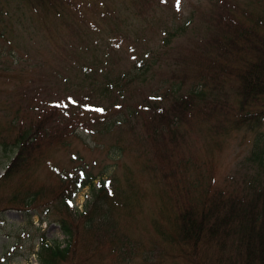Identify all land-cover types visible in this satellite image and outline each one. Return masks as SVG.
<instances>
[{
    "label": "rangeland",
    "instance_id": "obj_1",
    "mask_svg": "<svg viewBox=\"0 0 264 264\" xmlns=\"http://www.w3.org/2000/svg\"><path fill=\"white\" fill-rule=\"evenodd\" d=\"M222 1L65 0L47 12L25 0H0V264H39L42 234L51 245H71L60 264H191L155 226L173 236L182 210L208 193L264 182L255 157L264 147V123L254 131L229 127L231 119L218 124L210 98L205 116L197 117L203 107L196 103L189 125L163 141L149 133L152 100L169 109L174 97L210 90L202 68L215 52L210 15ZM226 1L257 16L264 0ZM227 96L223 104L232 110ZM44 117L45 143L6 181L19 132ZM81 171L94 187L108 181L112 193L94 232L83 233L94 202L90 185L75 190L65 212L57 210L59 199L48 215L44 206L30 217L22 210L25 190L39 192L37 204L51 202L61 177ZM85 209L87 216L79 215ZM61 220L72 225V239H63ZM98 240L107 244L94 249ZM186 251L197 253L192 245Z\"/></svg>",
    "mask_w": 264,
    "mask_h": 264
},
{
    "label": "trees",
    "instance_id": "obj_2",
    "mask_svg": "<svg viewBox=\"0 0 264 264\" xmlns=\"http://www.w3.org/2000/svg\"><path fill=\"white\" fill-rule=\"evenodd\" d=\"M25 1L52 9L62 0ZM259 4L263 6L257 16L248 14L239 5L226 0L217 4L210 15L212 26L217 32L209 37V44L211 48H215V52L202 68L203 73L208 74L211 88L206 92V86H203L201 91L191 92L186 103L171 106L169 109L152 104L151 118L155 126V129L149 130L152 137L163 141L165 136L177 130L178 125H189L196 102L206 103L207 98L217 102L211 117L216 119L218 124H221V119H231L229 127L231 125L235 128L245 127L250 131L260 128L264 123V1H260ZM223 94L226 96L223 97ZM228 94L232 95L235 101L236 106L234 105L232 110L223 104ZM220 96L221 99H216ZM174 101L176 104L182 102V100L177 102V99ZM204 105L202 109L196 107L197 117L207 114L206 104ZM256 107L263 110L259 118ZM48 119L44 117L19 132L16 138L18 151L8 164L6 181L17 173L19 164L24 163L26 159L29 161V157L31 162L33 161L32 153L38 149V143H45L48 135L46 132L48 129H45ZM163 130L167 131L165 135L159 132ZM259 132L257 131L256 136ZM255 157L257 165L263 167L264 147L255 154ZM61 178L63 186L57 196L51 197V202L37 204L39 192L25 190L22 196L25 200L22 201L21 207L28 217L34 214L33 210L36 207L41 206L48 209L45 210L48 215L53 202H57V199L60 200V206L57 203V210L65 212L68 208L67 202L76 190L77 182L80 181L81 186L89 183L64 175ZM97 189L94 192L90 215L83 224V233L94 232V221L104 222L108 215L103 205L111 201L110 196L105 186ZM208 194L211 198H205L206 201H202L198 206L191 205L182 210L171 229L174 232L173 236L164 238L163 232L155 226L157 234L168 244L180 249L184 258L191 264H264V182L251 181L248 188H244L242 192L227 193L218 190ZM85 211L86 209L79 215L87 216ZM59 223L63 235L69 240L72 239L74 237L72 225L65 220ZM40 240L36 252L39 264H60L68 259L71 253L70 244L60 249L57 244L46 243L43 234ZM105 244L106 241L98 240L94 243V249H99ZM91 245L92 243H88L86 247L90 248ZM191 245L196 247L195 256L187 254L186 249ZM199 248L203 254L198 253ZM209 250H212L214 255L205 254Z\"/></svg>",
    "mask_w": 264,
    "mask_h": 264
},
{
    "label": "snow or ice",
    "instance_id": "obj_3",
    "mask_svg": "<svg viewBox=\"0 0 264 264\" xmlns=\"http://www.w3.org/2000/svg\"><path fill=\"white\" fill-rule=\"evenodd\" d=\"M180 0H177V4L179 5Z\"/></svg>",
    "mask_w": 264,
    "mask_h": 264
}]
</instances>
